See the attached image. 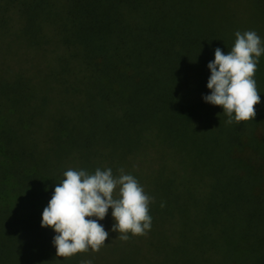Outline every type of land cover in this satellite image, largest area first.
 Returning a JSON list of instances; mask_svg holds the SVG:
<instances>
[{
  "label": "trees",
  "instance_id": "obj_1",
  "mask_svg": "<svg viewBox=\"0 0 264 264\" xmlns=\"http://www.w3.org/2000/svg\"><path fill=\"white\" fill-rule=\"evenodd\" d=\"M185 19L169 0H0V30L32 62L0 67V264H198L209 251L264 264L234 256L264 233V138L246 146L264 109L207 114L218 41ZM69 168L133 175L155 198L151 230L122 241L106 216L99 252L58 257L42 213ZM179 210L197 222L182 228Z\"/></svg>",
  "mask_w": 264,
  "mask_h": 264
},
{
  "label": "clouds",
  "instance_id": "obj_2",
  "mask_svg": "<svg viewBox=\"0 0 264 264\" xmlns=\"http://www.w3.org/2000/svg\"><path fill=\"white\" fill-rule=\"evenodd\" d=\"M234 35V45L227 54L215 49V59L208 64L211 75L207 87L211 94L203 97L205 102L223 108L227 124L233 119H255L260 94L254 77L264 54V43L254 30L236 31ZM118 171L119 175H114L111 168H97L94 173L69 168L64 172L65 178L56 184L43 210L41 225L57 233L53 243L58 257H71L89 249L99 252L109 237L99 221L106 218L110 208L115 220L112 231L119 233V240H129V233L142 236L151 230L150 205L155 198L133 175L123 168ZM80 264L93 261L85 259Z\"/></svg>",
  "mask_w": 264,
  "mask_h": 264
},
{
  "label": "rangeland",
  "instance_id": "obj_3",
  "mask_svg": "<svg viewBox=\"0 0 264 264\" xmlns=\"http://www.w3.org/2000/svg\"><path fill=\"white\" fill-rule=\"evenodd\" d=\"M169 3L177 8L179 12L185 14L186 19L182 22L192 25L199 23L200 26H198L204 37L217 39V48L223 49L225 45H229V52L234 45V34L236 31L254 30L260 36L262 43H264V0H169ZM10 14L13 16L10 26L12 25L13 30H15L17 25L15 21L17 19L16 13L13 11ZM3 32L6 31L0 30V67L16 69L20 64L31 66L32 62L28 60L26 55L28 54L26 46L15 42L13 35L9 32L7 34ZM254 79L257 82V89L260 93V103L255 107L259 112H262L264 109V54L259 58ZM203 105L206 111L209 109L207 114L210 116L213 112L212 105L204 100ZM255 131V140H251L250 143L246 144L248 149L258 148L257 142L259 138H264V115L260 118ZM248 141L249 137L246 142ZM254 180L255 192H258V180L257 178ZM112 217V212H108L107 218L111 219ZM189 217L194 219V223L197 222L195 211L193 214H188L183 210H179L178 224L185 228L189 223ZM261 231L263 229H260L255 235L249 233L245 240L247 245L238 248L234 256L243 260L242 262L246 261V263H254L256 259L264 256V233H261ZM113 236L116 237L114 234ZM215 250L219 251L218 248ZM219 252L225 255L223 250ZM209 253V256H204L198 264L223 263V258L216 256L218 252L215 254L216 258L214 257V261L211 251Z\"/></svg>",
  "mask_w": 264,
  "mask_h": 264
}]
</instances>
